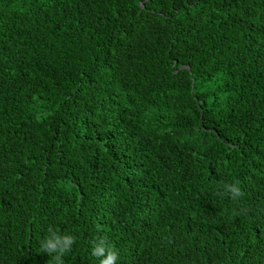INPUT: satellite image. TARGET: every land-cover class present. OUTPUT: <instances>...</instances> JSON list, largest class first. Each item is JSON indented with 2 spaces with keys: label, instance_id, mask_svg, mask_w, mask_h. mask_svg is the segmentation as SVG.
Here are the masks:
<instances>
[{
  "label": "trees",
  "instance_id": "obj_1",
  "mask_svg": "<svg viewBox=\"0 0 264 264\" xmlns=\"http://www.w3.org/2000/svg\"><path fill=\"white\" fill-rule=\"evenodd\" d=\"M49 227L264 264V0H0V264H57Z\"/></svg>",
  "mask_w": 264,
  "mask_h": 264
},
{
  "label": "clouds",
  "instance_id": "obj_2",
  "mask_svg": "<svg viewBox=\"0 0 264 264\" xmlns=\"http://www.w3.org/2000/svg\"><path fill=\"white\" fill-rule=\"evenodd\" d=\"M222 187L223 194H230L233 200L244 195L236 183H224ZM48 233L45 239L41 241V249L48 255L55 253L54 258L57 264H62V254L70 250L75 242V237L72 235H60L52 227H49ZM91 243L93 245L92 255L99 259V264H116L119 253L108 243L106 238H98Z\"/></svg>",
  "mask_w": 264,
  "mask_h": 264
}]
</instances>
